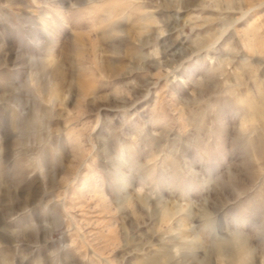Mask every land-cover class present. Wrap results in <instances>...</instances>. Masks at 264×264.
I'll use <instances>...</instances> for the list:
<instances>
[{"label":"rangeland","instance_id":"rangeland-1","mask_svg":"<svg viewBox=\"0 0 264 264\" xmlns=\"http://www.w3.org/2000/svg\"><path fill=\"white\" fill-rule=\"evenodd\" d=\"M0 264H264V0H0Z\"/></svg>","mask_w":264,"mask_h":264}]
</instances>
